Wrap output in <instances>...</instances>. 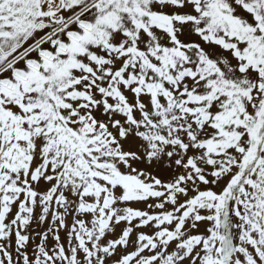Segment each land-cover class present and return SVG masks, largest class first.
<instances>
[{
	"label": "snow or ice",
	"instance_id": "snow-or-ice-1",
	"mask_svg": "<svg viewBox=\"0 0 264 264\" xmlns=\"http://www.w3.org/2000/svg\"><path fill=\"white\" fill-rule=\"evenodd\" d=\"M0 264H264V0H0Z\"/></svg>",
	"mask_w": 264,
	"mask_h": 264
}]
</instances>
